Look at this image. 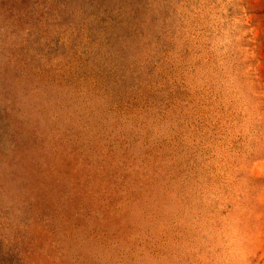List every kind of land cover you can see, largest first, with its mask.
<instances>
[{"label": "rangeland", "instance_id": "obj_1", "mask_svg": "<svg viewBox=\"0 0 264 264\" xmlns=\"http://www.w3.org/2000/svg\"><path fill=\"white\" fill-rule=\"evenodd\" d=\"M1 261L264 264V0H0Z\"/></svg>", "mask_w": 264, "mask_h": 264}, {"label": "trees", "instance_id": "obj_2", "mask_svg": "<svg viewBox=\"0 0 264 264\" xmlns=\"http://www.w3.org/2000/svg\"><path fill=\"white\" fill-rule=\"evenodd\" d=\"M254 125H255V124H254ZM66 127H68V126H66ZM64 128H65V127H64ZM247 152H248V151H247ZM252 153H253V152H252ZM98 155H100V154L98 153ZM104 155H106V154L104 153ZM85 156H86V155H85ZM92 158H93V157H92ZM86 159L89 160V161H91V160H92V159H91V155H90L89 157L86 156ZM9 246H12V244L9 245ZM14 248H15V247H14V245H13V246H12V251H14ZM0 264H6V262H5V261H1Z\"/></svg>", "mask_w": 264, "mask_h": 264}]
</instances>
